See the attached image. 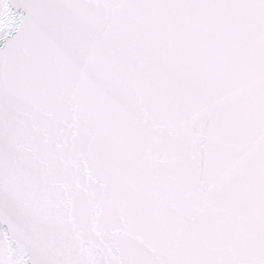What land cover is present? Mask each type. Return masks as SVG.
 I'll return each mask as SVG.
<instances>
[{
    "label": "snow or ice",
    "instance_id": "obj_1",
    "mask_svg": "<svg viewBox=\"0 0 264 264\" xmlns=\"http://www.w3.org/2000/svg\"><path fill=\"white\" fill-rule=\"evenodd\" d=\"M0 264H264V0H0Z\"/></svg>",
    "mask_w": 264,
    "mask_h": 264
}]
</instances>
